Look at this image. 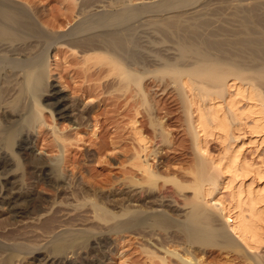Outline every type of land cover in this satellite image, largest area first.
I'll use <instances>...</instances> for the list:
<instances>
[{"label": "rangeland", "instance_id": "obj_1", "mask_svg": "<svg viewBox=\"0 0 264 264\" xmlns=\"http://www.w3.org/2000/svg\"><path fill=\"white\" fill-rule=\"evenodd\" d=\"M95 1L99 0H21L38 12L42 24L49 29L53 28L51 30L54 31L62 30L61 32L64 30V32H68V29L74 25L78 14L76 12L80 11L82 4ZM107 1L116 3L127 0ZM128 1L131 4L133 2V5H140L151 0ZM144 1L147 2L144 3ZM250 1L252 0H205L194 7L186 8L180 13L182 31L178 32H172L166 26L167 22L164 19L144 16L125 35V47L119 51L120 53L114 52L113 49L101 43L96 46L99 50L86 54L82 53L80 47L63 43L58 44V47L56 46L50 52L46 69L47 86L39 98V104L43 109V124L35 128L36 132L38 130L41 132L38 131L35 134H41L44 137L42 136L36 147V154L43 155L42 158H47L46 160L53 161L55 159L63 162L60 172L65 173L63 175L68 177L69 184L71 183L70 188L60 193L42 181H38L41 178L24 161L23 172L25 188L29 192L43 197L45 205L50 199V202H53L52 210L49 213L50 223L55 221L52 223V226H55L52 229L65 230L71 226L96 224L97 221H89V217H92L90 215H93L91 214L94 211L93 205H98L108 211L111 210V212L122 213L123 210L131 208L136 200L144 201L147 195L151 200L154 198L152 202H155L153 203L161 202L164 205V208L161 209H165L167 215L177 221H184L191 213L193 205L199 204L205 211L216 214L217 222L219 221L218 226L225 223L222 215L215 208V210L213 209L214 203L209 205L203 203L200 187L205 178L202 173L204 162L195 148L196 115L192 114L190 102L193 95L182 82V80L190 81V79L183 75L178 76L176 72L189 70L198 61L192 53L182 52V49L190 42L202 48L211 58L234 65L231 67L232 77L229 79L235 77V70L242 71L244 79V76L246 77L248 74L246 69L253 68L258 63H264V59L254 58L255 54L251 49L243 46L244 42L251 39L264 41V0H256V2L253 0L249 3ZM208 7H211L212 10ZM214 7L216 8L214 9ZM190 12L201 13L192 15ZM255 12L263 19L260 25L256 23L258 20L254 17ZM186 13L189 16H184ZM171 21L177 22L175 19ZM142 22L145 23L142 24ZM196 33L198 34L195 35ZM193 38L195 40H192ZM206 39L210 41H207L210 44L205 41ZM212 44L215 46H211ZM127 73H130L131 76H128ZM194 79L198 83H209L204 78L196 77ZM53 83L60 87L63 85V97L74 105L76 113L84 110L87 106L92 108L93 112L90 114L87 125L76 128L71 120H59L54 111H51L52 106L48 103V95L51 92L50 85ZM225 93L227 94V91ZM245 106L246 102H242L240 109ZM78 114L81 115L79 112ZM35 119H37V114L36 118L31 120L32 125L35 124H33ZM247 122L250 123V121ZM136 130L140 131L143 139L149 143V151L152 149V151L159 152L156 158L141 152L139 142L136 140ZM246 141L248 142L246 155L249 159H252V156L253 158H257V155L263 156L264 144L262 146L260 143L255 142L254 144L247 139ZM260 146L262 147L260 148ZM18 151L16 149V152ZM209 151L213 158L220 155L221 148L216 140L210 142ZM146 161L151 165V170L156 175L152 183L148 181V176L143 173L141 168ZM208 168L210 171V166ZM176 185H180L181 188H177ZM132 187L138 189H136V196L131 192ZM224 193L228 194L227 191H222L220 196L224 202L227 203L228 200L229 203L230 198L228 195H222ZM89 208L90 210H88ZM7 218L8 216L0 213V223L5 220L6 224H10L11 222ZM37 218L38 212L34 215V219ZM8 227L14 228L15 226L10 224ZM44 227L45 223H36L27 229V237L40 244L38 249L40 253L15 254L12 264H52L46 260L53 254L49 249L52 239ZM40 229L41 231H39ZM136 233L95 235L87 245H84L85 247H80L79 263L149 264L152 261L154 264H163L161 258H166L167 264H178L177 258L171 255L177 252L198 264H253L245 252L240 249L227 248L216 240L207 242L206 246L191 244L176 223H172L167 228L154 226L149 237H143ZM250 254H256L264 262V246L258 253L250 252ZM37 258L45 260L39 261Z\"/></svg>", "mask_w": 264, "mask_h": 264}, {"label": "bare ground", "instance_id": "obj_2", "mask_svg": "<svg viewBox=\"0 0 264 264\" xmlns=\"http://www.w3.org/2000/svg\"><path fill=\"white\" fill-rule=\"evenodd\" d=\"M203 1L205 0H151L149 2L144 1V3H147L140 5H133V2L131 4L128 0L116 3L107 0H99L89 4L84 3L80 11L76 12L78 13L76 21L75 17L72 18L75 21V23L73 22L74 25L68 29V32H64L65 30L61 32V29V31H54L51 30L53 28L49 29L42 24L38 12L33 10L31 5H27L26 2L0 0V213L8 216L7 219L11 222V226H15L14 228L8 227L10 224H6L5 220H3L5 223H0V264H12L15 254L27 253L33 255L40 253L38 251L40 247L38 241L27 237V229L33 227L36 223H45L44 228L48 230V235L52 239L51 248L49 249L53 254L47 256L48 259H46L52 264H80L78 261L80 247L87 245L97 234L137 232L136 234L140 236L149 237L154 226L167 228L172 223H176L193 245L206 246L207 242L216 240V242H220V245L227 248L240 249L245 252L253 264H264L256 254H250V252L258 253L264 246V153L263 156L257 155V158L252 156V159H249L246 155L248 145L246 139L254 142V144L255 142L262 144V146L264 144V63H258L255 67L246 69L248 74L246 77L244 76V79L240 70H235V77L229 79L232 77L230 70L234 65L220 59L211 58L202 48L191 42L182 49L183 53H192L198 59L193 68L179 70L176 73L178 76L183 75L190 79V81L186 79L182 82L193 95V97L191 96L192 99L189 100L192 106V114L196 115L194 125L196 126L194 128L195 148L204 162L202 173L205 178L201 184L200 193L204 204L214 203L216 205H212L213 209L215 208L225 220V223L223 222L220 226L217 225L219 221L217 222L216 214L205 211L199 204L193 205L191 213L184 221H177L168 216L165 209H161L164 208L161 202L155 204L153 203L155 201L152 202L154 198L152 197L151 200L147 195L144 201L139 202L136 200L131 208L123 210L122 213L111 212V210L108 211L98 205H93L94 211L91 213L93 215H90L92 217H89V221H97L96 224L54 230L52 228L55 226H52V223L55 221L50 223L51 219H49V213L53 206V202H50L51 199L45 205L43 197L29 192L24 186L23 161L30 166L32 171L38 174V177L41 178L38 181H42V183L51 186L60 193L67 191L71 184H69L68 177L63 175L65 173L60 172L63 162L55 159L53 161L46 160L47 158H42L43 155L36 154V147L43 136L35 134V128L43 124V109L39 104V98L47 86L46 69L50 52L58 44L63 43L80 47L82 53L86 54L99 50L96 46L101 43L113 49L114 52L120 53L119 51L125 47V35L134 28L136 22H139L142 17L164 19L168 23H166V26L172 32H178L182 28L180 13L184 9L194 7ZM253 2H256V0ZM191 13L195 15L201 12ZM187 15L188 13L184 16ZM254 17L258 20L256 22L258 25L263 22V19L256 12ZM173 19L177 22L171 21ZM195 27L197 26L195 25ZM159 32L163 34V32ZM192 40H195V38ZM257 40L242 41L244 42L243 46L245 45L251 49L252 53L255 54L254 58L263 60L264 41ZM211 46L215 45L212 44ZM129 49L131 48L129 47ZM187 55L189 56V54ZM244 59L246 60V58ZM127 75L131 76L130 73H127ZM196 77L204 78L209 83H198L194 79ZM62 86L60 87L56 83L50 85L51 92L48 95V103L52 106L51 111H54L59 120H71L76 128L87 125L90 114L93 112L92 108L87 106L84 110L78 111L81 115L78 112L76 113L74 105L63 97ZM225 91H227V94ZM242 102H246L245 108H241L243 110L240 109ZM36 114L37 119L33 120V124H35L32 125L31 120L36 118ZM246 121H250V123L248 124ZM135 135L141 152L156 158L159 152L152 151V149L149 151V143L146 139H143L140 131L136 130ZM59 140L62 139L59 138ZM212 140H216L221 148L220 155L215 158L209 154V144ZM42 148L45 149V147ZM16 149L19 151L16 152ZM60 149L63 151L62 146H60ZM42 151L44 150L42 149ZM208 166H210L211 172ZM141 168L143 173L148 176V181L152 183L156 175L151 170L148 161ZM34 179L36 180V177ZM176 187L181 188L180 185H176ZM131 189V192L136 196L137 188L132 187ZM222 191L228 192V194L224 193L222 195L229 196V203L228 200L227 203L224 202L220 196ZM36 193H39V191H36ZM37 212L38 218L34 219ZM64 214L66 213L64 212ZM34 220L36 221L34 222ZM64 225L66 226V224ZM33 230L36 229L33 228ZM46 230L44 229V231ZM106 240L108 241V239ZM110 253L112 252L110 251ZM171 255L177 258L178 264H198L192 259L177 254V252ZM37 260L44 261L45 259L37 258ZM161 261L163 264H167L166 258H161ZM149 264L154 263L150 261Z\"/></svg>", "mask_w": 264, "mask_h": 264}]
</instances>
